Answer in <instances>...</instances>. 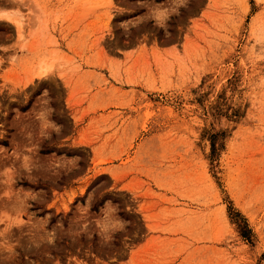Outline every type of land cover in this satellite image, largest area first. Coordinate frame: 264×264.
<instances>
[{
	"label": "rangeland",
	"instance_id": "374dc122",
	"mask_svg": "<svg viewBox=\"0 0 264 264\" xmlns=\"http://www.w3.org/2000/svg\"><path fill=\"white\" fill-rule=\"evenodd\" d=\"M0 264H264V0H0Z\"/></svg>",
	"mask_w": 264,
	"mask_h": 264
},
{
	"label": "trees",
	"instance_id": "16d2710c",
	"mask_svg": "<svg viewBox=\"0 0 264 264\" xmlns=\"http://www.w3.org/2000/svg\"><path fill=\"white\" fill-rule=\"evenodd\" d=\"M5 145H7V142H4ZM44 153V152H43ZM94 210L99 211V207H94ZM230 213H231V217H233V219H235V222L239 224V230L241 232V234L244 237H248L249 235H251L252 231L249 228V225L245 222L244 218L242 217L241 213H239L238 211L232 209L230 207ZM234 210V211H232Z\"/></svg>",
	"mask_w": 264,
	"mask_h": 264
},
{
	"label": "bare ground",
	"instance_id": "6f19581e",
	"mask_svg": "<svg viewBox=\"0 0 264 264\" xmlns=\"http://www.w3.org/2000/svg\"><path fill=\"white\" fill-rule=\"evenodd\" d=\"M47 71V70H46ZM41 73H43V72H41Z\"/></svg>",
	"mask_w": 264,
	"mask_h": 264
}]
</instances>
